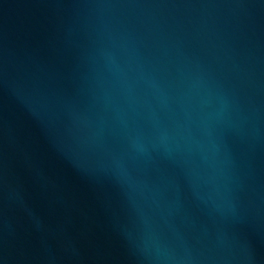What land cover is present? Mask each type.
Returning a JSON list of instances; mask_svg holds the SVG:
<instances>
[{"label":"water","instance_id":"95a60500","mask_svg":"<svg viewBox=\"0 0 264 264\" xmlns=\"http://www.w3.org/2000/svg\"><path fill=\"white\" fill-rule=\"evenodd\" d=\"M0 264H264V0H0Z\"/></svg>","mask_w":264,"mask_h":264}]
</instances>
